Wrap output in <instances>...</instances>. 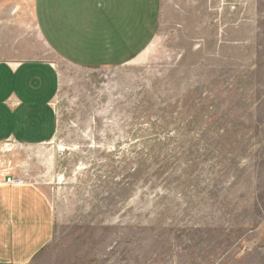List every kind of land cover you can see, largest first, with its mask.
I'll return each mask as SVG.
<instances>
[{
    "label": "rangeland",
    "instance_id": "1",
    "mask_svg": "<svg viewBox=\"0 0 264 264\" xmlns=\"http://www.w3.org/2000/svg\"><path fill=\"white\" fill-rule=\"evenodd\" d=\"M133 37L97 66L36 53L57 135L0 149L53 206L30 264H264V0H148Z\"/></svg>",
    "mask_w": 264,
    "mask_h": 264
},
{
    "label": "crops",
    "instance_id": "2",
    "mask_svg": "<svg viewBox=\"0 0 264 264\" xmlns=\"http://www.w3.org/2000/svg\"><path fill=\"white\" fill-rule=\"evenodd\" d=\"M147 1L0 0V146L9 143L16 153L57 135L59 70L35 58L40 49L79 65L112 62L109 50L118 40H134V19ZM19 26L25 36L6 32ZM53 236L54 210L44 189L0 182V264L32 263Z\"/></svg>",
    "mask_w": 264,
    "mask_h": 264
},
{
    "label": "built area",
    "instance_id": "3",
    "mask_svg": "<svg viewBox=\"0 0 264 264\" xmlns=\"http://www.w3.org/2000/svg\"><path fill=\"white\" fill-rule=\"evenodd\" d=\"M0 149L4 152L11 151V146L9 143L4 144L3 146H0ZM0 182L11 184V185H22L26 184L28 180L23 178L22 176L15 175V174H0Z\"/></svg>",
    "mask_w": 264,
    "mask_h": 264
}]
</instances>
